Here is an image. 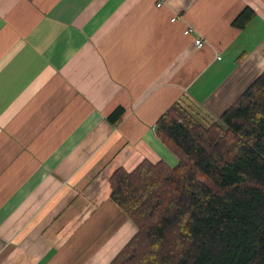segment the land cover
<instances>
[{
	"label": "crops",
	"instance_id": "crops-1",
	"mask_svg": "<svg viewBox=\"0 0 264 264\" xmlns=\"http://www.w3.org/2000/svg\"><path fill=\"white\" fill-rule=\"evenodd\" d=\"M263 73L264 0H0V264H111L138 232L113 174L177 166L159 119Z\"/></svg>",
	"mask_w": 264,
	"mask_h": 264
},
{
	"label": "trees",
	"instance_id": "trees-1",
	"mask_svg": "<svg viewBox=\"0 0 264 264\" xmlns=\"http://www.w3.org/2000/svg\"><path fill=\"white\" fill-rule=\"evenodd\" d=\"M157 135L178 165L113 174L112 199L138 232L111 264H264V73L217 120L178 102Z\"/></svg>",
	"mask_w": 264,
	"mask_h": 264
},
{
	"label": "built area",
	"instance_id": "built-area-1",
	"mask_svg": "<svg viewBox=\"0 0 264 264\" xmlns=\"http://www.w3.org/2000/svg\"><path fill=\"white\" fill-rule=\"evenodd\" d=\"M161 5H162V3L159 4V6H161ZM192 31H193V29L189 28L185 31V34L190 35L192 33ZM195 42H196L197 47H199V48H203L205 45V40L203 38H198V39H196Z\"/></svg>",
	"mask_w": 264,
	"mask_h": 264
}]
</instances>
